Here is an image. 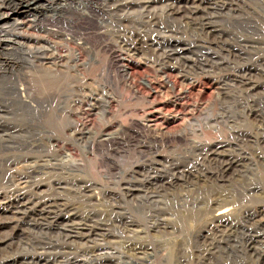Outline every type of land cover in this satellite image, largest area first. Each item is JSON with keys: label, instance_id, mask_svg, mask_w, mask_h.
<instances>
[{"label": "rangeland", "instance_id": "1", "mask_svg": "<svg viewBox=\"0 0 264 264\" xmlns=\"http://www.w3.org/2000/svg\"><path fill=\"white\" fill-rule=\"evenodd\" d=\"M214 1V6L209 5L211 9L200 12V21L212 28L210 34L200 25L195 26L194 20L186 24L181 17L184 15L167 18L156 10L152 13L159 16L149 19L142 17V9L120 7L129 0H78V7L92 17L79 19V34L88 49L78 48L84 62L78 67V75L31 66L27 60L35 53L13 48L11 44L0 46V258L30 244H35L33 251L71 253L75 260L67 264H79L78 260L89 255L83 249L69 250V245L62 248L63 237L70 228L59 229L47 218L49 214L41 222L30 220L29 225H22L13 214L2 211L3 199L17 188H22L26 195L37 194L56 201L57 205L49 209L52 212L48 211L50 215L61 203L105 222L110 231L106 241L95 240L102 244L96 253L123 251L125 238L134 234L116 227L113 213H126L123 205L111 194H103L104 198L99 197L98 190L78 194L72 185L56 186L57 180L77 183L73 178L78 176L82 183L88 180L98 187L106 186L107 192L119 198L127 188V177L122 180L124 174L135 176L138 169H145L152 160L158 161L156 168L163 170L169 163L165 160L169 159L172 168L177 169L172 171L176 178H184L186 169L207 168L209 163L203 161L201 153H211L210 148L219 144L226 154L235 148L245 158L240 171L231 170L219 182H204L205 179L196 180L191 175L188 187L186 180L173 182L160 193L166 208V214L160 218H166V229L152 231L148 237L142 236L140 242L161 248L149 264H160L163 259V264H168L164 262L168 254L183 259V264H197L196 235L202 243L200 231L216 213L208 209L207 200L234 196L236 205L230 221L234 222L235 234L230 241H222L216 259L222 264H264V260L244 248V238L257 235L264 239V225L256 226L259 218L250 217L264 205V164L256 160L253 137L258 119L264 118V0ZM155 18L163 29L147 24ZM10 38L13 37L3 40ZM124 41H154L157 49L152 46L144 49L145 54L142 50L125 54ZM176 43L186 49V56L198 70L189 80H184L178 70L166 72L158 63L159 56H164ZM124 58L132 60L129 66L124 64ZM201 69L207 73H200ZM242 70L251 73L261 90L247 94L236 86L224 87L226 83L233 85L230 77L243 73ZM92 94L103 100V109L95 105L96 110H90L94 104ZM36 100L40 101L39 106ZM159 105L163 107L159 117H169L168 121L150 122L149 112ZM172 105L178 112L170 117ZM254 109L258 114L251 113ZM183 157H187L186 161ZM74 166L81 167L80 171ZM30 175L29 179L23 178ZM135 202L136 199L132 203L137 205ZM139 212L146 218L142 216L138 226L146 230L155 213L143 207ZM19 232L21 235L17 236ZM21 237L23 241L18 240ZM7 238L11 245L3 246ZM75 243L79 248L87 239Z\"/></svg>", "mask_w": 264, "mask_h": 264}, {"label": "bare ground", "instance_id": "2", "mask_svg": "<svg viewBox=\"0 0 264 264\" xmlns=\"http://www.w3.org/2000/svg\"><path fill=\"white\" fill-rule=\"evenodd\" d=\"M17 1L19 4L24 2V0H17ZM43 1L44 0H36L35 3L32 2L29 5L37 6L39 8L41 7V5H43L42 4ZM214 2H215L214 0L213 1L212 0H129V2H126V4L124 5H120V7H122L123 9H129V10H132L134 8L142 9V14L144 16H147V18L149 19L153 16H159V15H156L157 12L151 13L152 11H156V10H159L160 14L163 17L165 16L167 18H172L173 16H176V15L178 16L179 14L184 15V16H181L182 18L184 17L183 21H186L190 24L191 21L194 20L196 24L195 26L200 25L202 29H206L207 31H209L210 34H212L211 26H208V24L204 23L202 20L200 21V17L203 15V13H200V12L211 9L209 5L214 6L215 5ZM7 4L8 2H2V4L0 5V10L4 9V6H8ZM9 4H10V1H9ZM116 6H117V3H116ZM82 12H85V10ZM6 14L7 13H4V12L1 13L0 14L2 15L1 18L5 17ZM196 15H199V16H196ZM118 21H121V20L119 19ZM153 21L154 20H149L147 24L152 27H157L158 24L151 25ZM196 21H199V22H196ZM191 26H194V25H191ZM122 29L120 28V30ZM123 43L125 44L124 45L125 54L133 52V51L138 52L140 50H142L141 52L145 54L144 49L152 47V46H155V48L153 49H157L156 43L154 41H150L148 43H142L139 41L138 42L124 41ZM177 44L178 43L174 44L173 47L170 46L169 47L171 48L170 51L169 52L167 51V53H165L164 56L162 57L159 56L160 60L158 63L163 67V69L166 72L171 71L169 69L178 70L179 72L182 73L181 77L184 80L186 79L189 80L191 76H195L197 74L198 70H196V68L193 67L195 64L193 65L191 63L192 60H190V58L186 56V49H181L183 47ZM151 51L154 52V50L152 49ZM35 53L38 56L37 57L38 61L40 63H43L44 55H45L44 50L38 47ZM154 53L152 54L153 56H155ZM48 60H50L49 64H51V66L54 67L53 66L54 64L52 63L54 58L50 57L48 58ZM124 61L127 62V63L124 62V64H126L127 66H129L128 64L130 62H132V60L127 59V58H124ZM51 66L50 67L47 66L46 68H51ZM64 68L69 69L70 67L64 66ZM200 73H207V71L204 69H201ZM243 73L241 74L238 73V75L236 74L232 75L230 78L234 84L229 86V84L226 83L224 84V87L229 89V87L236 86L237 88H240L241 91H244L247 94H250V93L253 94L257 90H261V87L259 86V84L255 83L252 80V76L250 75L251 74L250 72L246 74L245 73L243 74ZM90 97H91V100L94 101V104H92L91 109H90L91 111L96 110V108L94 107L95 105H98L97 108L102 107L103 109L104 102L100 97H98L96 94H92ZM36 102H37V105L39 106L40 101L36 100ZM162 110H163V107L159 105V107L156 110L149 112V117L151 118L149 119V121L157 122L159 119L164 120L165 122L168 121L169 117L168 118L167 117L165 118L162 116L159 117L158 114ZM176 110L177 108L175 107V105H172L171 111H170L171 112L170 117L173 113L175 114L176 112H178V110L177 111ZM251 111H252L251 112L252 114H258V111L255 109ZM253 137H254V144L256 147V150H255L256 160L258 161V163L260 162L261 164H264V118L260 117V120L258 119V123L255 128V134L253 135ZM241 142L243 144L245 140H242ZM220 149L221 148L219 147V144H218L210 148L211 153H209L208 150L203 154L201 153V155L204 156L203 161H207L209 163V166L207 165L208 166L207 168L201 166L196 169L195 168L186 169L187 170L186 172L184 170L185 172L184 178L182 176L181 177L178 176L179 178H176L175 174L172 171H177V169L176 170L173 169L172 168L173 166L170 165L171 164L170 162L172 160H169V159L165 160L169 163H166L167 165L163 167V170L157 169L156 168L157 165H155V163L158 161L152 160L150 161L151 164L150 165L147 164L146 168L144 167L145 164L142 166L145 169H138L135 173V176H131L130 174L123 175L122 180H125V178L127 177V181H126L127 188H124L122 190L124 191L123 193L120 192L121 197L119 198L114 195L115 193L107 192L105 190L106 186L104 188H101V187H98V185L93 184L92 182L88 180H85L86 182L82 183V181L78 180L79 178L78 176L73 178L75 180L74 182H77V183L72 182V183L65 184L63 183L61 179L57 180L56 186L72 185L78 190V194H83V193L88 194L94 190H98L100 198L101 196L104 198L103 194H105L107 197H109L108 194H111L117 200L119 204L123 205V208L126 211V213L125 212L122 213V216H120V214L113 213L116 215V219H117L115 221L116 227L121 228L123 232H127V233L133 232L134 233L131 237L127 236L125 238L126 243L124 245L123 251L114 250L111 253H105V254L96 253V249L100 248L102 245V244L96 243L97 239L103 238L106 241L107 240L106 237L108 236V233H109L108 231H110L108 230L105 222L100 221V220H95L84 214H80L76 212L75 209L70 208L68 207V205L61 204V203H59V209L56 210V212H53V215H50L48 211L52 212L49 209L57 205L56 201L46 200L44 197L37 195V194L26 195L22 192V188L20 187L17 188L16 191L13 192V194H11L10 196L7 195L8 197H5V198L3 197L5 207L2 208V211L8 212V213L10 212V214H13L14 219L19 224H22V225H29L30 220H33L35 223H38V221L41 222L46 219L45 214H49L47 218L54 221L55 225L58 226L59 229H63L65 227L70 228L67 231L68 234H66L63 237L64 243L62 246H65V247H62V248L64 249L66 248V245H69V250L70 248L75 247L77 248L75 249L76 252L78 251V249H83L84 252H88L89 253L88 257L84 258L83 260H78L79 264H109V263L149 264L152 260H154L158 256L161 248L157 249L156 245H150L146 243L144 244L143 242H140V239L142 236L148 237L149 233L152 231H156V230L160 231L161 229H166V227L164 226L166 225L165 223L167 221L166 218L165 220L160 218L161 216L166 214V208H163L162 206L164 201L161 200L160 193L162 192L164 193L167 190V188L171 186L172 184H174L173 182H176L177 180H180V181L182 179L186 180L184 184L187 185V187L190 186L188 182L190 175L193 176L196 180L205 179L204 182H208V181L219 182V181H223L224 180L223 178L231 170L236 171V172L240 171L239 168L241 167L242 160L245 158H241V154L238 153L235 148H231L232 151H228L227 154L231 153L229 156H226L227 154L225 153V151L224 150L221 151ZM197 151L201 152L202 150L199 149ZM185 159H187V157H183L182 160L186 161ZM41 162L44 163L45 161L41 160ZM161 165L163 164L161 163ZM42 168L46 169L45 166H43ZM74 169H78V171H80L81 167L74 166ZM35 172H33L32 174H34ZM30 177L31 175L23 177V178L29 179ZM23 183H25V181ZM137 193H139V195H137ZM129 198H131V200H127ZM135 199H136L135 203H137V205L132 203V201L134 202ZM125 202H126L127 208H125L126 206H124ZM206 204L208 205V209L210 211L215 210L216 213L210 217L208 223H206L205 226L200 231L201 232L200 234L203 237L202 243H199L200 242L199 236L196 235V241H195L196 251L195 252L197 255V258H196L197 264H222V262H220L218 258L216 259V255L222 249L220 247L222 246L221 245L222 241H224V239L226 238H227V241L228 240L230 241L234 237V234H235L234 225H233L234 222L232 223L230 221V218L232 217V214H234L236 202H235L234 196L232 197L220 196V198L210 197L207 200ZM142 207L144 209H150V211H154L155 213V215L152 216V219L149 222L151 225L148 227L146 226L145 228L146 230L140 229L138 226L139 223L142 222V221H139L143 216L142 215L143 212L142 213L139 212L141 211ZM59 210H63L62 212L63 214L58 213ZM135 210L137 211L136 212L137 214L134 212ZM247 214L248 213H246L245 216ZM246 217L249 218V216H246ZM250 217L259 218V220L255 224L256 226L264 225V205L261 206L259 211L256 210L255 212H253ZM144 218L146 217L143 216V219ZM131 227H133V229H130ZM237 227L239 228L238 225L235 226V228ZM104 231H107L106 234L104 233ZM112 233H116V232L112 231ZM20 235L21 234L19 232L17 236H20ZM262 237L257 236V235H254V236L251 235L249 236V238H244L245 239V244H244L245 250L247 252H251L253 255L258 256L259 257L258 259L260 261L264 260V239ZM84 239H87V243L83 244L82 246L78 248V244L75 243V241H78V240L82 241ZM8 240H9L8 238L5 240V243L3 246L11 245L7 243ZM18 240L23 241L24 237L18 238ZM34 245L35 244H30V247L21 246L20 250L17 252H11V253L4 254L0 258V264H67L69 261L75 260V258L71 257V253H67V252L65 253L63 251L55 252V253L53 252L51 254L49 252L50 250L47 251L49 249L48 246H47L48 248L46 249L48 253L47 252L45 253L44 251H40V252L35 251V250L33 251ZM31 248H32V251H29ZM123 256H126L127 258L124 259ZM214 259H216V262L214 261ZM140 260H141V263H139ZM163 260L160 262V264H163ZM182 260L183 259H180L178 257L174 258L172 255L168 254L164 262L170 264V261H171L172 264H183L184 262H182ZM69 263H72V262H69Z\"/></svg>", "mask_w": 264, "mask_h": 264}, {"label": "built area", "instance_id": "3", "mask_svg": "<svg viewBox=\"0 0 264 264\" xmlns=\"http://www.w3.org/2000/svg\"><path fill=\"white\" fill-rule=\"evenodd\" d=\"M35 1L24 0L19 4L18 1L2 0V2H8V6L1 12L7 13V16L0 18V46L11 44L13 48H26L33 53L40 47L45 53L44 61L40 63L35 53L36 56L27 60L31 66L51 71L63 70L78 75V67L84 64L78 48L88 49L86 42L79 34L81 31L79 19L82 17L92 20V17L87 10L82 12L83 8L78 7V0H44L39 8L29 5ZM142 17L145 18L144 15ZM156 19L153 24H157ZM2 20L5 22L1 23ZM186 24L189 23L186 22ZM156 28L163 29V26L158 24ZM88 30L90 29L83 28V31ZM6 36L13 38H10V41L3 40ZM50 57L54 58L52 61L54 67L46 68L51 66L48 60ZM64 66L74 70L68 71Z\"/></svg>", "mask_w": 264, "mask_h": 264}]
</instances>
